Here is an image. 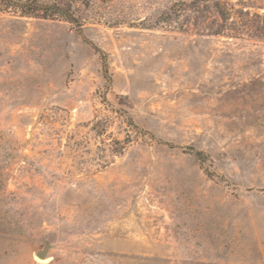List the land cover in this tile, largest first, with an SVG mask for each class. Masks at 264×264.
I'll return each instance as SVG.
<instances>
[{
    "label": "rangeland",
    "instance_id": "1",
    "mask_svg": "<svg viewBox=\"0 0 264 264\" xmlns=\"http://www.w3.org/2000/svg\"><path fill=\"white\" fill-rule=\"evenodd\" d=\"M40 1L82 27L0 12V264H264V37L213 3Z\"/></svg>",
    "mask_w": 264,
    "mask_h": 264
},
{
    "label": "trees",
    "instance_id": "2",
    "mask_svg": "<svg viewBox=\"0 0 264 264\" xmlns=\"http://www.w3.org/2000/svg\"><path fill=\"white\" fill-rule=\"evenodd\" d=\"M210 3L214 4L217 12V21L221 23V27L216 34L231 31V33L240 35L245 31L257 37H264V14L252 13L247 9H237L231 0H179L175 3V15L186 12L188 7L207 10ZM0 12H14L21 14V16H35L43 19L61 17L69 23L82 27L81 22L72 12L70 5L64 7L58 3H44L40 0H0ZM94 49L101 54L105 75H108L105 53L98 47L94 46ZM196 155L202 161L203 153L198 152Z\"/></svg>",
    "mask_w": 264,
    "mask_h": 264
},
{
    "label": "water",
    "instance_id": "3",
    "mask_svg": "<svg viewBox=\"0 0 264 264\" xmlns=\"http://www.w3.org/2000/svg\"><path fill=\"white\" fill-rule=\"evenodd\" d=\"M50 248H51L50 247V244L47 243L46 246H45V248L43 250L37 252L36 256L38 258H41V259H46L47 258V255L49 253Z\"/></svg>",
    "mask_w": 264,
    "mask_h": 264
}]
</instances>
